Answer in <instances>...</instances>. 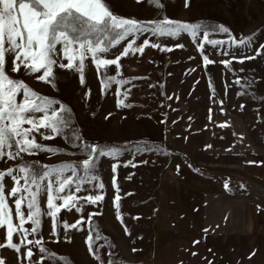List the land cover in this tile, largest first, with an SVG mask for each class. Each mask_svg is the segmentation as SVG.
Wrapping results in <instances>:
<instances>
[{
	"label": "rangeland",
	"instance_id": "374dc122",
	"mask_svg": "<svg viewBox=\"0 0 264 264\" xmlns=\"http://www.w3.org/2000/svg\"><path fill=\"white\" fill-rule=\"evenodd\" d=\"M106 3L114 14L138 21L167 17L190 24L212 22L210 38L223 43L206 45L202 53L198 50L201 38L189 32L175 38L148 33L146 38L151 42L172 47L173 51L147 47L142 56L129 54L120 60L119 75L113 65L98 76L91 59H87L83 86L74 70L57 68L55 87L28 74L9 73L40 95L69 107L73 128L85 143L119 154L115 159L97 157L91 170L92 182L83 184L81 191L75 193L78 197L100 193L102 201L91 204L80 200L77 206L82 211L62 209L57 215L58 221L68 224L83 218L84 223L78 226L83 230H69L66 239L58 224V235L53 236L51 218L43 215L39 234L28 239H42V246L48 252L39 253L35 245H29L36 255L21 262L18 256L24 248L21 253L0 248L5 264H35L41 258L43 264H65V261L66 264H154L160 243L179 237L185 218L181 202L189 205L188 202H194L195 193L228 189L234 178L242 183L245 174L253 178L258 164L264 162V0H162L164 7L160 10L146 0L142 3L106 0ZM218 26L228 28L231 37L245 43H233L229 34L216 30ZM178 43L184 47L176 48ZM122 47L123 44L106 58H114ZM258 48L260 56L243 64L233 61L231 71L219 63L232 57L254 55ZM202 54L217 63L205 67ZM113 75L129 83L123 86L113 83L102 92L101 81ZM238 77L240 84L235 83ZM89 90L90 95L86 96ZM117 99L129 106L117 107ZM41 132L51 134L45 129ZM65 132L71 135V129ZM34 135L39 143L61 148L63 152H40L25 155L23 160L5 158L0 160V171L25 163H32L42 171L44 165L80 164L87 157L86 152L62 137L43 140L39 134ZM79 174L84 175L82 169ZM250 182L258 188V181ZM11 185V179L6 178V190ZM116 203L121 220L117 219ZM9 204L13 207V222L18 223L12 199ZM40 205L45 211L46 197L40 198ZM90 213L100 214L94 215L89 224ZM25 227L31 226L26 223ZM89 234L93 236V252L99 259L89 253L86 245ZM97 234L100 239H95ZM3 240L4 230H0V242ZM14 242H19L15 236ZM48 253L54 254V258L49 259Z\"/></svg>",
	"mask_w": 264,
	"mask_h": 264
},
{
	"label": "snow or ice",
	"instance_id": "6c2138e0",
	"mask_svg": "<svg viewBox=\"0 0 264 264\" xmlns=\"http://www.w3.org/2000/svg\"><path fill=\"white\" fill-rule=\"evenodd\" d=\"M136 2L142 3L145 0H136ZM146 2L157 10L164 7L162 0H146ZM216 30L229 34L233 43H245V40L231 37L226 27L218 26ZM186 32L191 33L193 37L201 38L198 40V50L202 53L206 45L215 46L223 43L211 39L209 31L199 24L175 21L167 17L146 22L120 17L110 10L106 0H0V160L5 158L23 160L25 155L33 156L40 152L51 154L63 152L61 148L39 143L34 133L39 134L40 139L43 140L62 137L73 147L87 153V157L80 164H64L58 167L44 165L41 166L43 168L41 171L34 164L25 163L15 169L0 171V230H4V240L0 242V248L6 247L16 253H21V249L24 248L25 251L18 256V261L21 262L32 260L36 255L29 245H35L39 253L48 252L42 246V239H28L29 236L39 234L43 215L51 218L53 236L58 235V224L62 226L66 239L69 230H83L78 227L84 223L83 218L68 224L66 221H58L57 215L62 209L71 211L75 208L77 212L82 211L77 206L80 200L91 204L102 201L103 195L100 193L86 197H78L75 193L81 191L83 184L92 182L91 170L95 168L97 157L111 156L115 159L119 154L118 151L106 152L99 145L85 143L73 128L72 110L69 107L59 100L40 95L23 80L16 79L9 73L28 74L34 76L37 81L55 87L57 68L74 70L78 73L79 82L83 86L87 59H91L98 76L102 70L113 65L119 75L122 67L120 60L129 54L139 53L142 56L147 47L165 52L173 51L172 47L151 42L146 38V34L175 38ZM142 37H145L142 43L137 44ZM122 44V50L116 53L114 58H106ZM175 47L183 48L184 45L178 43ZM260 55L261 51L258 48L254 55L232 57L231 60H221L219 63L231 71L233 61L243 64L245 60H254ZM62 60H67V63L61 62ZM202 62L205 67L217 63L203 54ZM240 82L238 77L235 83L240 84ZM113 83L123 86L129 81L118 80L116 75L106 76L101 81L102 92ZM250 84L251 82L249 86ZM85 95L89 96L90 90ZM116 95L119 97L121 93L118 91ZM123 95L126 99L127 93ZM121 106L129 105L117 99V107ZM243 107L244 105H241V108ZM41 129L48 130L51 134L45 135ZM66 129H71V135L66 134ZM116 168L117 165L114 164L113 172ZM80 169L83 170L84 175L79 174ZM6 178L12 181L11 187L7 190ZM99 187L102 189L103 184ZM227 187L228 185L225 184V188ZM44 197H46V210L42 211L40 198ZM9 199H12L18 223L13 222V207L10 206ZM57 200L62 203L57 204ZM118 200L119 197H116V201ZM115 208L117 219L121 220L118 203L115 204ZM99 214L90 213L88 223H91L94 215ZM26 223L30 224V229L25 227ZM125 232L127 234V228ZM14 236L19 242H14ZM100 238L98 234L95 237V239ZM92 241L93 236L89 234L86 237L89 253L99 259L93 252ZM55 242L59 243L58 240ZM48 258H54V254L48 253ZM60 259L65 260L63 257ZM0 264H5L2 257ZM35 264H43V258L35 261Z\"/></svg>",
	"mask_w": 264,
	"mask_h": 264
},
{
	"label": "crops",
	"instance_id": "0c3cea01",
	"mask_svg": "<svg viewBox=\"0 0 264 264\" xmlns=\"http://www.w3.org/2000/svg\"><path fill=\"white\" fill-rule=\"evenodd\" d=\"M188 203L181 202L179 239L163 240L154 264H264V162L253 178H234L230 188L195 193Z\"/></svg>",
	"mask_w": 264,
	"mask_h": 264
},
{
	"label": "trees",
	"instance_id": "16d2710c",
	"mask_svg": "<svg viewBox=\"0 0 264 264\" xmlns=\"http://www.w3.org/2000/svg\"><path fill=\"white\" fill-rule=\"evenodd\" d=\"M202 26H204V28L206 29V30H211V29H213L212 28V26H213V23L212 22H206V23H204Z\"/></svg>",
	"mask_w": 264,
	"mask_h": 264
}]
</instances>
